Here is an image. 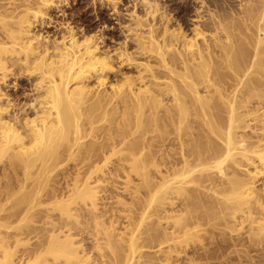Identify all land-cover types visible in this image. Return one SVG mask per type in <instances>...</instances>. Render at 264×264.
Returning <instances> with one entry per match:
<instances>
[{
    "label": "bare ground",
    "instance_id": "6f19581e",
    "mask_svg": "<svg viewBox=\"0 0 264 264\" xmlns=\"http://www.w3.org/2000/svg\"><path fill=\"white\" fill-rule=\"evenodd\" d=\"M208 1L190 37L140 0L135 52L116 57L137 77L109 84L96 37L32 33L65 0H0V82L27 71L35 92L16 112L0 91V264H209L227 251L248 264L264 247V0Z\"/></svg>",
    "mask_w": 264,
    "mask_h": 264
},
{
    "label": "rangeland",
    "instance_id": "374dc122",
    "mask_svg": "<svg viewBox=\"0 0 264 264\" xmlns=\"http://www.w3.org/2000/svg\"><path fill=\"white\" fill-rule=\"evenodd\" d=\"M65 1H66V3L64 2L60 5L61 10L60 9H58V10L51 9L49 11L50 12L49 17L51 19L50 20L51 22L48 19L44 25H42V26L36 25L35 28L32 30V33H35V34L37 33V35H39L40 37H43V38L46 37L47 38L46 41H49V42H51L53 40L54 41H60L61 36L63 34H65V32H66L65 29L68 27V28H72L74 31H76V33L78 35L77 37L80 39H82L83 37H87V36L88 37H90V36L96 37L97 43H98V48H99L98 53L99 54H108V56L112 57V61H113L114 70L112 72H110V74L108 73V75L106 76L107 78L105 77V80H106L105 83L114 84L115 81L118 80V78L120 79V76H123V77L129 76L130 78L132 77V79L136 78L137 77L136 69L132 66H128L127 64H125V67L123 66L124 64L122 66H119V58L116 59V57H118V51L124 43L126 44V46L128 45L127 46L128 48L126 46L125 47L128 49L127 51L129 53L135 52V49L133 50V48H135V47H133V46H135V43L132 40L130 41V39L126 40V37L131 36L126 32V30L128 29V28L126 29V26L127 27L129 26L128 23L131 22L132 16H134V15H138V16L141 15L142 16L144 14L145 8L143 7L142 4H141L142 6L140 5V0H117V1H115L116 7H117V8L115 7V9L117 11L116 14L112 11V6H111L112 3L110 2V0H65ZM205 1H206V3H208V6L210 7V9H212L211 11H214V7L210 6L212 4L208 0H205ZM236 1L235 0H229L227 2L231 3V5L234 3V6H236ZM157 2H158L159 7H160L159 14L160 13H162V14L164 13L165 15L168 14L169 17L167 15L166 16L172 20V21L170 20V23H169V24H171V25H169L170 28L172 27V29H174L175 27L176 28L181 27L182 31L189 34L191 37V30L193 29L192 27H194L196 25V23L199 21V19L197 20V17H196L197 16L196 11L198 10V8L200 6L199 0H157ZM224 2H226V0ZM224 2H222V0L216 1L217 4H223ZM37 7L40 8V6H37ZM41 8H43V7H41ZM202 15H204V13ZM205 15H206V13H205ZM187 34H185V35H187ZM189 35H188V37H189ZM13 69L14 68H12L11 71ZM24 72H21V73L16 72L14 77L12 75H10L11 77L8 75L5 79V82H0V91L3 94H6L7 96H9L8 98L11 102L14 101L13 104L17 106L16 112H17V109H23L22 108L23 106H25L26 104H29L31 99H33V95L35 94L34 89H33L34 88L33 87L34 77H32L33 75H30V72H27V71L25 73ZM10 74H13V73L11 72ZM94 78L95 77L89 79V82H88L90 84L89 86L96 87V84H97L96 81L97 80ZM32 90H33V92H32ZM18 112L20 114H22V112H20V111H18ZM29 113L30 112L28 111V114ZM5 159L2 158L0 160L1 161L0 170H2V172H1L2 174H5V172L3 170V169H5L4 162H3V161H5ZM1 168H3V169H1ZM0 176L2 177V175H0ZM2 182H4V181H2ZM261 182H264V179H263V181L261 180L257 185L260 186L262 184ZM118 192H121V191H118ZM124 194H125V198H126L127 197L126 193H124ZM107 206H109V207H107ZM105 207L110 208L111 206L105 205ZM122 220H125V219L123 218ZM122 220L120 219L119 220L120 222L118 221V223H117L118 226L116 225V228L117 227L119 228V226H120L119 223H121V225L123 223L126 224V221L123 222ZM14 223H13V226H14ZM2 231H0V233ZM10 231H11L10 233L13 232L12 236H14L15 232H18V230H16V229L15 230L13 229ZM3 234H4V231H3L2 235ZM243 237H245V238H243ZM243 237L241 236L242 241L246 240V235L245 236L243 235ZM241 238L239 237L238 239L241 240ZM12 243H13V239L10 240L9 245L10 246L14 245V243L13 244ZM15 246L16 245H14V247ZM222 246H225V245L223 244ZM21 247L22 246L16 247V252H17L16 256L23 254V250H22L23 248H21ZM262 248L264 251V247H261L260 249L262 250ZM18 249H20V250H18ZM25 249H26V247L24 248V250ZM260 249H258V250L261 251ZM258 250H257V252L253 251V252H255L254 254H253V252H251L250 256L252 257V259H253V257H255L254 258L255 260L257 259V257L259 258V256H261L262 261H261V259L260 260L258 259L256 261L253 259L252 262H250L248 264H258V263L260 264L261 262H264L263 261L264 257L262 256V254L264 252L262 251L261 255H260V252H258ZM224 254L225 255L227 254L228 256L227 255L226 256L227 257L230 256V257L227 258L224 255V257H225L224 260L226 259L225 261L222 258L221 259L222 262H221V260L210 261L209 264H212V263L213 264H221V263L222 264H237V263L240 264V262L242 261V259H241V261H238L237 257L233 256L234 254L229 255L228 251H227V253H224ZM252 254H253V256H252ZM232 258L234 259L233 261H232ZM235 259H237V260H235ZM218 262H220V263H218ZM198 263L201 264L202 262H198ZM203 264H204V262H203ZM242 264H247V263L243 262ZM261 264H264V263H261Z\"/></svg>",
    "mask_w": 264,
    "mask_h": 264
}]
</instances>
